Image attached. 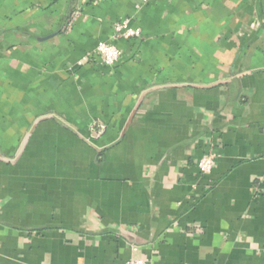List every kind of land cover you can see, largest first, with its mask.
<instances>
[{"label":"crops","instance_id":"crops-1","mask_svg":"<svg viewBox=\"0 0 264 264\" xmlns=\"http://www.w3.org/2000/svg\"><path fill=\"white\" fill-rule=\"evenodd\" d=\"M132 258L264 264V0H0V264Z\"/></svg>","mask_w":264,"mask_h":264},{"label":"built area","instance_id":"built-area-1","mask_svg":"<svg viewBox=\"0 0 264 264\" xmlns=\"http://www.w3.org/2000/svg\"><path fill=\"white\" fill-rule=\"evenodd\" d=\"M90 1L97 2L98 0H90ZM115 32L117 36L120 37L135 38L141 36V30L138 28L137 29L132 28L130 25V20H124L122 22L117 23L115 26ZM95 53L102 58L106 66H114L121 60L123 56V52L119 48L105 42H101L98 44ZM95 127L97 129V136L104 134L106 130V126L104 124L101 123L95 124ZM216 158H217V154H215L214 152L204 154L201 157V159L198 162V168L202 175H208L213 171L215 167ZM134 250L136 251V249ZM126 264H153V263L145 258H132L129 261H127Z\"/></svg>","mask_w":264,"mask_h":264}]
</instances>
